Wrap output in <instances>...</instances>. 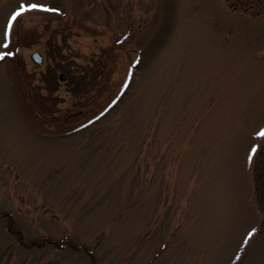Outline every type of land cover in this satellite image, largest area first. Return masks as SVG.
Wrapping results in <instances>:
<instances>
[{
    "label": "rangeland",
    "instance_id": "rangeland-1",
    "mask_svg": "<svg viewBox=\"0 0 264 264\" xmlns=\"http://www.w3.org/2000/svg\"><path fill=\"white\" fill-rule=\"evenodd\" d=\"M36 2L5 47L0 0V264H264V0Z\"/></svg>",
    "mask_w": 264,
    "mask_h": 264
},
{
    "label": "snow or ice",
    "instance_id": "snow-or-ice-1",
    "mask_svg": "<svg viewBox=\"0 0 264 264\" xmlns=\"http://www.w3.org/2000/svg\"><path fill=\"white\" fill-rule=\"evenodd\" d=\"M60 11L58 8H52L51 5L47 3H38L36 0H32V2H29V0H20V5L17 7V9L11 14V18L8 21V24L6 26L5 30V47H7L8 43H10V36H11V29L13 23L17 20L19 16H21L25 12L30 11ZM8 55H14V53H8V52H0V59H3L5 56ZM260 135H264V129H261ZM257 231V229L253 228L250 232L247 233L248 237H252L253 234ZM247 242V241H245Z\"/></svg>",
    "mask_w": 264,
    "mask_h": 264
},
{
    "label": "water",
    "instance_id": "water-1",
    "mask_svg": "<svg viewBox=\"0 0 264 264\" xmlns=\"http://www.w3.org/2000/svg\"><path fill=\"white\" fill-rule=\"evenodd\" d=\"M31 58L32 60L37 63V64H40L42 62V56L41 54H39L38 52H34L32 55H31ZM60 78H63L62 76H60Z\"/></svg>",
    "mask_w": 264,
    "mask_h": 264
}]
</instances>
